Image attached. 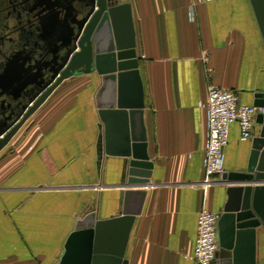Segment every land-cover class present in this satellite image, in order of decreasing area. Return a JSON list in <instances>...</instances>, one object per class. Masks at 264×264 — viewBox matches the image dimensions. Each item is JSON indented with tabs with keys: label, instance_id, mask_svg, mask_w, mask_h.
Segmentation results:
<instances>
[{
	"label": "crops",
	"instance_id": "obj_1",
	"mask_svg": "<svg viewBox=\"0 0 264 264\" xmlns=\"http://www.w3.org/2000/svg\"><path fill=\"white\" fill-rule=\"evenodd\" d=\"M119 2L114 30L120 43L136 46L140 75L138 82L124 75L120 95L144 102L150 180L138 187L121 182L122 128L114 119L108 135L98 113L110 88L101 74L65 79L0 151V264H57L78 218L91 210L98 219L120 214L127 196L129 208L139 209L126 244L128 264H199L191 255L203 206L221 215L211 264H264V228L230 240L223 214L242 186L226 174L246 170L264 110L253 117L251 138L243 140L239 124L231 123L222 180L198 186L209 87L233 88L250 106L264 88V33L254 1Z\"/></svg>",
	"mask_w": 264,
	"mask_h": 264
},
{
	"label": "water",
	"instance_id": "obj_2",
	"mask_svg": "<svg viewBox=\"0 0 264 264\" xmlns=\"http://www.w3.org/2000/svg\"><path fill=\"white\" fill-rule=\"evenodd\" d=\"M32 1L36 3L34 9L46 10V15L50 16V30L47 32L49 35L45 34L47 29L43 22L44 18H40L39 22L44 44L48 47V43L52 41L54 45L52 53L55 68L50 70V78L40 86L36 80L39 76V67L35 62H17L2 74L3 92L14 96L16 91H28L32 84H35L37 92L30 98L33 99L32 104L25 105L16 120L6 124L0 131V151L59 83L73 75L97 72L110 86L106 101L98 103V113L106 126V132L109 135L114 119L122 128L121 145L118 149L120 154L127 158L123 161L124 172L121 182L126 186L147 185L153 164L147 150L148 139L143 123L144 102L138 96L134 103H130L120 95V81L123 76L130 74L138 82L140 75L136 46L120 43L114 30L115 17L121 7L119 0ZM253 1L259 26L264 33V0ZM39 77L41 78L42 74ZM116 82L119 86L117 97L114 86ZM254 94L256 99L253 105L263 109L264 88L258 89ZM257 120L262 123V127L259 130V137L254 140L255 150L246 170H233L226 174L229 180L242 184L234 188L236 196L233 202L224 206L223 214L230 222L228 227L230 240L246 231L254 232L258 228H264V111L257 115ZM109 148H106V153L110 154ZM127 192L129 194V191ZM137 192L141 196L144 193L142 189ZM127 200L128 196L120 214L107 219L96 218L97 214L93 210L81 219L78 218L75 229L64 244L65 252L57 264H97L104 260L110 261V264H128L124 254L130 227L139 209L132 211L126 204ZM107 229H110V235L106 233Z\"/></svg>",
	"mask_w": 264,
	"mask_h": 264
},
{
	"label": "flooded vegetation",
	"instance_id": "obj_3",
	"mask_svg": "<svg viewBox=\"0 0 264 264\" xmlns=\"http://www.w3.org/2000/svg\"><path fill=\"white\" fill-rule=\"evenodd\" d=\"M34 4L32 0H0V131L16 120L25 105L32 104L30 98L37 92L35 84L30 85L28 91H16L14 96L3 92L4 71L17 62H35L39 67L38 75L42 74L41 78L36 77L40 86L55 68L54 45L52 41L48 47L44 44L39 22L44 18L45 34L49 35L50 16L46 15V10L34 9Z\"/></svg>",
	"mask_w": 264,
	"mask_h": 264
},
{
	"label": "built area",
	"instance_id": "obj_4",
	"mask_svg": "<svg viewBox=\"0 0 264 264\" xmlns=\"http://www.w3.org/2000/svg\"><path fill=\"white\" fill-rule=\"evenodd\" d=\"M234 90L233 88L211 85L207 91L208 98L204 106L208 116V137L204 145V177L198 182V186H213L222 180L221 174L225 170L222 162L223 147L228 143V133L232 122L236 121L239 124L243 140L252 137L253 117L258 109L262 108L240 103ZM197 216L198 234L191 256L199 264H211L213 260H216V254L219 250L217 224L221 215L219 212H214L212 209L203 206L198 211Z\"/></svg>",
	"mask_w": 264,
	"mask_h": 264
}]
</instances>
